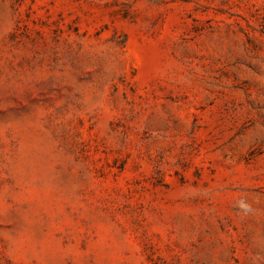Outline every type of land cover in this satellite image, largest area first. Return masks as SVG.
<instances>
[{
  "label": "rangeland",
  "instance_id": "1",
  "mask_svg": "<svg viewBox=\"0 0 264 264\" xmlns=\"http://www.w3.org/2000/svg\"><path fill=\"white\" fill-rule=\"evenodd\" d=\"M0 264H264V0H0Z\"/></svg>",
  "mask_w": 264,
  "mask_h": 264
}]
</instances>
